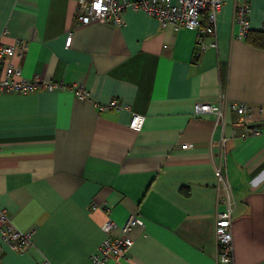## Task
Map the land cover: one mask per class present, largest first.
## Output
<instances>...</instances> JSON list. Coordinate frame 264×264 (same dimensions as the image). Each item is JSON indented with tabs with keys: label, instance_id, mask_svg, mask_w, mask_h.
I'll return each instance as SVG.
<instances>
[{
	"label": "crops",
	"instance_id": "0c3cea01",
	"mask_svg": "<svg viewBox=\"0 0 264 264\" xmlns=\"http://www.w3.org/2000/svg\"><path fill=\"white\" fill-rule=\"evenodd\" d=\"M77 1L0 0V43L28 44L23 78L89 93L0 95V210L31 232L22 254L2 245L0 264H85L104 239L101 225L130 215L141 223L129 258L109 264H219V163L234 201L233 264H264V115L248 120L258 133L244 135L227 107L264 106V49L238 38L234 1L204 38L216 46L198 58L191 30L131 8L121 26L75 24ZM249 6V32L264 31V0ZM112 99L127 107L98 111ZM198 103L222 107L221 118L195 114ZM131 113L144 118L137 130Z\"/></svg>",
	"mask_w": 264,
	"mask_h": 264
},
{
	"label": "built area",
	"instance_id": "2783aa9c",
	"mask_svg": "<svg viewBox=\"0 0 264 264\" xmlns=\"http://www.w3.org/2000/svg\"><path fill=\"white\" fill-rule=\"evenodd\" d=\"M226 0H78L74 15L75 24H87L93 20L109 22L114 26L124 24L123 12L131 8L141 10L156 18L162 27L170 26L173 30L185 28L195 32L196 46L194 57L198 58L204 49L215 47L216 42L205 43L204 38L213 35L215 30L216 14ZM234 1V21L239 26L238 38L245 39L249 32V0ZM71 36L66 39L70 43ZM27 41L15 39L11 44L0 43V95L27 94L40 91H54L70 89L79 99H88V91L79 84L66 86L62 83L41 80L34 76L27 80L22 76V60L27 51ZM98 111H119L127 106L112 99L103 104L96 105ZM229 110L235 112L239 119L237 125L247 126L245 134H257V129L248 126V120L254 115H264L263 107L246 106L243 103L228 102ZM195 114L211 113L220 119L222 107L209 103H198L194 109ZM143 116L131 113L128 126L139 129L143 123ZM247 133V134H246ZM187 148V144L181 146ZM217 185L218 210L214 222V240L217 262L219 264H233V235L232 212L234 201L231 185L227 179L224 165L219 163L214 168ZM141 220L136 215H130L123 224L118 225L108 219L102 225L103 241L89 255L85 264H109L110 262L125 261L129 258V249L132 246L130 232L139 225ZM118 230L117 235L113 231ZM0 252L2 245H6L19 254L26 252L31 246V232H23L13 226L6 211L0 210ZM34 264H50L41 260Z\"/></svg>",
	"mask_w": 264,
	"mask_h": 264
},
{
	"label": "trees",
	"instance_id": "16d2710c",
	"mask_svg": "<svg viewBox=\"0 0 264 264\" xmlns=\"http://www.w3.org/2000/svg\"><path fill=\"white\" fill-rule=\"evenodd\" d=\"M245 40L255 48L264 49V31L248 32Z\"/></svg>",
	"mask_w": 264,
	"mask_h": 264
},
{
	"label": "water",
	"instance_id": "95a60500",
	"mask_svg": "<svg viewBox=\"0 0 264 264\" xmlns=\"http://www.w3.org/2000/svg\"><path fill=\"white\" fill-rule=\"evenodd\" d=\"M254 125L259 126V124H254ZM254 125H253V126H254ZM250 127H251V126H250Z\"/></svg>",
	"mask_w": 264,
	"mask_h": 264
}]
</instances>
